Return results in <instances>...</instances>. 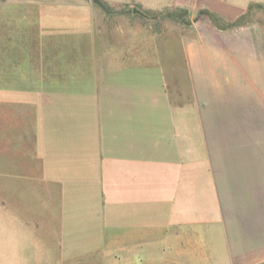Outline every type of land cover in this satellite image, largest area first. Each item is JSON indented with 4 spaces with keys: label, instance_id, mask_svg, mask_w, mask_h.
<instances>
[{
    "label": "crops",
    "instance_id": "crops-1",
    "mask_svg": "<svg viewBox=\"0 0 264 264\" xmlns=\"http://www.w3.org/2000/svg\"><path fill=\"white\" fill-rule=\"evenodd\" d=\"M137 1L226 21L264 5ZM1 29L0 264H264V25L183 40L184 83L146 37L109 44L89 59V94L82 61L61 88L5 69Z\"/></svg>",
    "mask_w": 264,
    "mask_h": 264
},
{
    "label": "rangeland",
    "instance_id": "rangeland-1",
    "mask_svg": "<svg viewBox=\"0 0 264 264\" xmlns=\"http://www.w3.org/2000/svg\"><path fill=\"white\" fill-rule=\"evenodd\" d=\"M101 1L105 10L93 0H0L1 30L5 44L2 53L4 68H10L17 73H28L30 70L33 72L30 73V78L36 79L38 72L48 74L51 76L52 86L61 88L67 81L63 75L69 77L73 72L74 76L77 73L76 68L82 67L83 62L84 93L89 94L93 88L92 82L94 81L96 84L100 82L97 77L96 80L87 79L88 75H92L89 59L92 58L93 52L100 49L101 54V50H104L109 44L119 48L125 46L131 48L132 46L129 44L131 40L138 42L139 39L146 37L148 47L154 45V47L156 46L155 51L158 48L164 54L168 51L173 55V58L179 63L181 82L184 83V66L182 62L180 65V61H183L185 56L183 40L201 38L205 32H208L207 28L209 27L220 30L207 16L198 14V10L201 8L190 10L186 7L172 5L160 10H149L143 8L137 0ZM184 9L187 11L186 14L183 13ZM91 10L92 12H89ZM166 11L180 13L183 19L189 20V23L183 24L174 17L162 14ZM129 25H132V31L129 30ZM252 25H264L263 4L252 6L243 15L238 25L222 31L233 32L241 27ZM91 40L96 47L93 42L91 44ZM135 50L138 51V49ZM148 50L147 53L142 52L141 54L151 57L154 51L152 53V49ZM95 59H97L96 55ZM29 64L33 65V69L32 66L29 67ZM51 79L47 81L49 82ZM83 84L81 83L79 86H83ZM74 87L76 88L75 84ZM54 91H51L52 94ZM52 94L49 91L46 92L48 97ZM18 97L14 99L26 102L22 105L26 107L24 110L27 111L28 105L31 104V98L23 100V96ZM59 99V96L52 98L55 101H59ZM23 114L21 116L27 119L28 116L31 118L33 113L27 111ZM32 117L34 118L33 115ZM5 119H7L6 115ZM36 119H38V114ZM15 133L16 131L11 127L6 128L4 132L7 137L14 136L16 138ZM16 142L18 141L16 140ZM8 143L9 147H12L7 151L12 154V148L15 145H12L11 140H8ZM68 178L71 181L74 180L72 174H69ZM71 181H68V186ZM70 195L69 200H74L72 198L74 193H70ZM68 213L70 216L69 234H71L75 232L74 227L76 226L71 223L77 215L75 203L72 208L69 207ZM72 242L75 243V241Z\"/></svg>",
    "mask_w": 264,
    "mask_h": 264
},
{
    "label": "trees",
    "instance_id": "trees-1",
    "mask_svg": "<svg viewBox=\"0 0 264 264\" xmlns=\"http://www.w3.org/2000/svg\"><path fill=\"white\" fill-rule=\"evenodd\" d=\"M255 5H259V4H255ZM254 6L251 5L249 7V9ZM187 11H185V9L183 10V13L186 14ZM162 14H164L165 16L168 17H174V19H177L179 22L183 23V24H187L189 23V20L187 19H183L182 15L176 11H166L163 12ZM198 14H203L205 16H207L210 21L214 24V26H216V28L220 29V30H225L228 28H231L233 26H236L239 24L240 20L243 18V15L238 17L236 20L234 21H226L223 20L221 17L217 16L216 14L210 12L207 9L201 8L198 10Z\"/></svg>",
    "mask_w": 264,
    "mask_h": 264
},
{
    "label": "water",
    "instance_id": "water-1",
    "mask_svg": "<svg viewBox=\"0 0 264 264\" xmlns=\"http://www.w3.org/2000/svg\"><path fill=\"white\" fill-rule=\"evenodd\" d=\"M96 4H98L102 9H104L105 10V6H104V4L102 3V1L101 0H93Z\"/></svg>",
    "mask_w": 264,
    "mask_h": 264
}]
</instances>
